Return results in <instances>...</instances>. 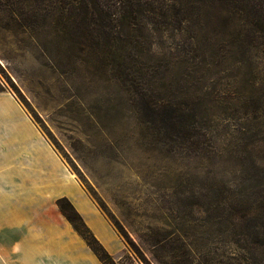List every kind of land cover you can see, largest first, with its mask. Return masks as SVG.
<instances>
[{
  "label": "rangeland",
  "instance_id": "374dc122",
  "mask_svg": "<svg viewBox=\"0 0 264 264\" xmlns=\"http://www.w3.org/2000/svg\"><path fill=\"white\" fill-rule=\"evenodd\" d=\"M145 2L112 54L58 0H0L3 90L85 194L67 211L89 232L68 222L98 252L117 264H264V46L226 1ZM148 101L183 109L207 149L165 138L139 110Z\"/></svg>",
  "mask_w": 264,
  "mask_h": 264
},
{
  "label": "crops",
  "instance_id": "0c3cea01",
  "mask_svg": "<svg viewBox=\"0 0 264 264\" xmlns=\"http://www.w3.org/2000/svg\"><path fill=\"white\" fill-rule=\"evenodd\" d=\"M79 188L40 127L1 92L0 264H103L57 204H83Z\"/></svg>",
  "mask_w": 264,
  "mask_h": 264
},
{
  "label": "trees",
  "instance_id": "16d2710c",
  "mask_svg": "<svg viewBox=\"0 0 264 264\" xmlns=\"http://www.w3.org/2000/svg\"><path fill=\"white\" fill-rule=\"evenodd\" d=\"M64 10L74 22L77 23V29L87 35L92 41L91 47H97L101 38V45L105 46L107 51L113 54L114 47L119 41H122L120 49H125V34L129 28L137 27L140 23L141 16H144L146 9L145 0H58ZM226 1L253 27V40L258 45L264 46V0H218ZM116 60V59H115ZM116 65L118 63L115 62ZM122 65V64H121ZM118 65L117 67L121 66ZM120 78V77H119ZM123 83L128 82V78L121 76ZM0 83V93L3 92ZM139 109L142 116L146 117L148 123L156 122L154 117L158 118V123L165 138L171 140L174 137L182 148L192 150V152L205 151L207 148L201 141H195V136L199 132L192 129L187 119L184 117V110L175 108L169 104H158L157 102H143ZM151 121V122H150ZM67 198L58 201V205L67 220L79 231L74 225L73 217L78 216L82 222V217L73 211V217L67 211L69 202ZM245 216H249L245 215ZM257 224V223H256ZM255 224V225H256ZM82 226L87 228L82 222ZM258 233L260 234L257 244L264 247V223H258ZM263 230V231H262ZM89 232V231H88ZM83 234V233H82ZM85 235V234H84ZM93 241V235L90 236ZM263 237V238H262ZM87 244L96 252L103 264H117L107 252L101 254L96 250L90 239L85 237Z\"/></svg>",
  "mask_w": 264,
  "mask_h": 264
}]
</instances>
